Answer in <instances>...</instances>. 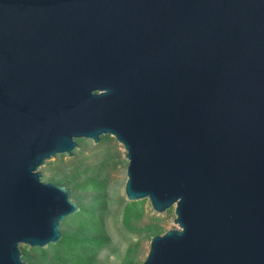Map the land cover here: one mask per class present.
Wrapping results in <instances>:
<instances>
[{
    "label": "water",
    "instance_id": "obj_1",
    "mask_svg": "<svg viewBox=\"0 0 264 264\" xmlns=\"http://www.w3.org/2000/svg\"><path fill=\"white\" fill-rule=\"evenodd\" d=\"M105 135L174 208L141 264H264V0H0V264L59 242L39 168Z\"/></svg>",
    "mask_w": 264,
    "mask_h": 264
},
{
    "label": "rangeland",
    "instance_id": "obj_2",
    "mask_svg": "<svg viewBox=\"0 0 264 264\" xmlns=\"http://www.w3.org/2000/svg\"><path fill=\"white\" fill-rule=\"evenodd\" d=\"M72 157L59 154L39 168L41 181L64 186L80 210L65 219L57 244L20 246L27 264H141L152 236L176 229L174 208L158 214L147 199L124 194L127 160L111 136L76 140Z\"/></svg>",
    "mask_w": 264,
    "mask_h": 264
}]
</instances>
